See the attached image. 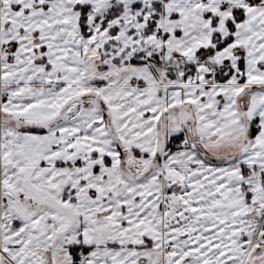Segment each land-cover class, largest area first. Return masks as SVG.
Listing matches in <instances>:
<instances>
[{
	"label": "snow or ice",
	"instance_id": "6c2138e0",
	"mask_svg": "<svg viewBox=\"0 0 264 264\" xmlns=\"http://www.w3.org/2000/svg\"><path fill=\"white\" fill-rule=\"evenodd\" d=\"M0 264H264V0H0Z\"/></svg>",
	"mask_w": 264,
	"mask_h": 264
}]
</instances>
